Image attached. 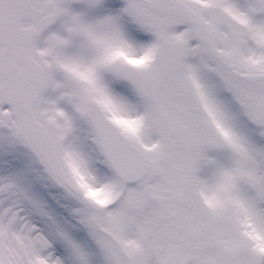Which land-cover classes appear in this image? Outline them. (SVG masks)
I'll use <instances>...</instances> for the list:
<instances>
[{
	"label": "snow or ice",
	"instance_id": "1",
	"mask_svg": "<svg viewBox=\"0 0 264 264\" xmlns=\"http://www.w3.org/2000/svg\"><path fill=\"white\" fill-rule=\"evenodd\" d=\"M0 264H264V0H0Z\"/></svg>",
	"mask_w": 264,
	"mask_h": 264
}]
</instances>
